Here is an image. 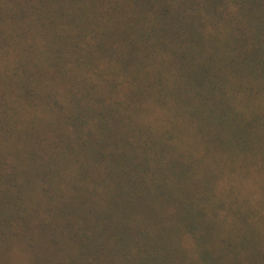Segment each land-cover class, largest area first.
<instances>
[{"label": "trees", "instance_id": "1", "mask_svg": "<svg viewBox=\"0 0 264 264\" xmlns=\"http://www.w3.org/2000/svg\"><path fill=\"white\" fill-rule=\"evenodd\" d=\"M0 264H264V0H0Z\"/></svg>", "mask_w": 264, "mask_h": 264}]
</instances>
